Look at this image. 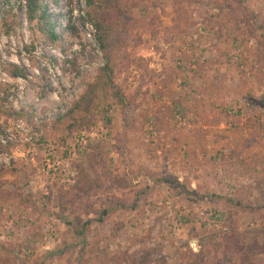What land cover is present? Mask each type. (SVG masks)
Segmentation results:
<instances>
[{
    "label": "rangeland",
    "instance_id": "1",
    "mask_svg": "<svg viewBox=\"0 0 264 264\" xmlns=\"http://www.w3.org/2000/svg\"><path fill=\"white\" fill-rule=\"evenodd\" d=\"M97 2L0 0V264H264V0Z\"/></svg>",
    "mask_w": 264,
    "mask_h": 264
},
{
    "label": "trees",
    "instance_id": "2",
    "mask_svg": "<svg viewBox=\"0 0 264 264\" xmlns=\"http://www.w3.org/2000/svg\"><path fill=\"white\" fill-rule=\"evenodd\" d=\"M242 1V0H240ZM105 5L104 0H98L97 3H93V7H96L100 10ZM102 11V10H100ZM25 14L26 22L31 28L32 35H35L38 32L50 43L57 41L58 37L55 34L54 26L48 21L46 10L39 5V0H25ZM96 35V42L100 49L104 50V67L102 69L103 78L102 84L104 87L110 91L119 103L123 102V99L120 95L119 90L114 86L111 75H112V53H109V44H110V32L106 31V26L100 19H94L91 21ZM107 52V53H106ZM8 76L12 79H24L26 74L22 69L15 68V66H10L9 71H6ZM11 93L7 88L0 90V117H5L7 119L18 118L19 115H15V111L11 108L6 109L5 106L8 105V99L10 98ZM82 100V99H81ZM82 103V102H81ZM103 215L106 212L102 213ZM100 220V219H99ZM81 235V234H80Z\"/></svg>",
    "mask_w": 264,
    "mask_h": 264
}]
</instances>
